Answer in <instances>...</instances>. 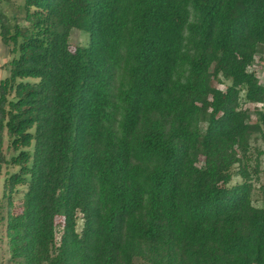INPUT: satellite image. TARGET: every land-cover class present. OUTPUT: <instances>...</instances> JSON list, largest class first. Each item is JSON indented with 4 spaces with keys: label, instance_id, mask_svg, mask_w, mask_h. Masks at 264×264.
I'll list each match as a JSON object with an SVG mask.
<instances>
[{
    "label": "trees",
    "instance_id": "1",
    "mask_svg": "<svg viewBox=\"0 0 264 264\" xmlns=\"http://www.w3.org/2000/svg\"><path fill=\"white\" fill-rule=\"evenodd\" d=\"M0 37L6 264H264V0H23Z\"/></svg>",
    "mask_w": 264,
    "mask_h": 264
},
{
    "label": "rangeland",
    "instance_id": "2",
    "mask_svg": "<svg viewBox=\"0 0 264 264\" xmlns=\"http://www.w3.org/2000/svg\"><path fill=\"white\" fill-rule=\"evenodd\" d=\"M23 0H0V13H5L7 15H12L13 9H16L19 4L22 3ZM89 34L80 32L78 29H75L72 31L71 34V44L74 47L77 43H86L89 41ZM10 59V48L2 43L1 37H0V81L4 79L7 76V71L5 68V63ZM257 66H254L257 70V75L259 76L260 80L264 82V60H260L258 57L256 58ZM218 86L222 89L226 88V84L223 82H219ZM262 105L255 104L252 107H261ZM255 119V117H253ZM255 143V142H253ZM256 147L253 149L249 155L250 158L253 160V163H255V158L258 156L259 160L262 163V167H264V140L261 139L258 142L254 144ZM260 151H262V155H260ZM5 172V169L3 170V173ZM235 181H239V176H234ZM256 205H260L261 202L259 200H254ZM8 255L5 249L0 248V264H6V259Z\"/></svg>",
    "mask_w": 264,
    "mask_h": 264
},
{
    "label": "built area",
    "instance_id": "3",
    "mask_svg": "<svg viewBox=\"0 0 264 264\" xmlns=\"http://www.w3.org/2000/svg\"><path fill=\"white\" fill-rule=\"evenodd\" d=\"M257 105H259V104H257Z\"/></svg>",
    "mask_w": 264,
    "mask_h": 264
}]
</instances>
